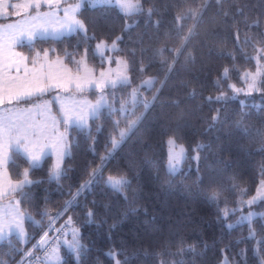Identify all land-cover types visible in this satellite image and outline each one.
Instances as JSON below:
<instances>
[{
    "label": "trees",
    "instance_id": "16d2710c",
    "mask_svg": "<svg viewBox=\"0 0 264 264\" xmlns=\"http://www.w3.org/2000/svg\"><path fill=\"white\" fill-rule=\"evenodd\" d=\"M141 2L149 10L132 14L85 6L86 32L23 46L67 60L87 51L102 66L94 46L117 39L131 82L108 88L115 109L104 107L89 128L72 126L60 176L50 177L51 156L31 168V183L14 194L27 240L1 241L0 264L18 263L58 216L70 224L57 246L61 264H262L263 221H227L264 180V0ZM148 77L153 85L131 100ZM170 137L188 150L175 173L167 169ZM26 166L13 152L10 177L21 180ZM109 176L128 184L116 191ZM74 233L79 255L68 247Z\"/></svg>",
    "mask_w": 264,
    "mask_h": 264
},
{
    "label": "rangeland",
    "instance_id": "374dc122",
    "mask_svg": "<svg viewBox=\"0 0 264 264\" xmlns=\"http://www.w3.org/2000/svg\"><path fill=\"white\" fill-rule=\"evenodd\" d=\"M7 2L9 4L24 3L25 0H7ZM121 2L134 5L135 8L126 13L122 11L120 7H118L115 3H101V0H61V9L69 5L79 4L80 7L76 12V17L77 19L82 21L85 30H86V26L83 19L81 18V10L85 6L93 7L102 4H112L117 6L125 14H132L139 12L141 10H149L148 8H144L141 0H121ZM11 11L12 9L9 8V13H11ZM45 13H55V10L50 9L46 4L43 3L42 0L41 7L39 9V15L41 17L40 20L37 21L29 20V17L37 16V12L35 10L30 11L27 15H21V16L9 15L6 18L0 17V76L4 74L3 62L6 57L10 56L12 61L19 62L20 57L22 56V57H27V60L24 63L27 64V67L29 69L33 67L32 61L34 59L37 62L36 67H39L40 65H48V64L55 65L56 62L59 61L60 66L70 69L71 74L73 76L87 78L88 80L95 81L96 83L86 86L82 91H76L74 89H70L69 91H64L63 88L49 89L43 96L40 97L33 95L32 97L22 98L18 101L13 100L11 104H8L6 100L5 103L0 104V106L3 105L0 107L1 109L4 108L5 105L7 106V108H9L7 110L8 112H4V114L0 116V121H3L5 125L8 123L9 119H11L17 124H24V125L31 124L36 128L43 129L44 131V136L40 137L38 139V142L31 148L33 152H38L42 150L45 153L34 166L32 162L28 159L26 154L24 153L23 148H20L18 150V151H22L23 153H20L18 151H12V153L18 152L27 158L29 162V166H26L23 169L22 174L27 169L29 180H30L31 168L41 165L43 160L47 156H51L52 158V164H51L52 168H51L50 177L57 178L62 174L64 159L70 154V132L72 130V126H77L76 124L65 123V112L70 111L72 118L74 120H79L80 117L82 116L84 120V124L83 126H77V127L89 128L91 125V119L96 115H98L100 110H102L104 107H110L111 109L116 108V104L114 102L115 98L111 94H109L108 91V88H112V87H110L107 82L110 80H117L118 75L126 76L128 79V83L131 82L127 61L117 52L120 47L117 39H114L112 41L101 40L105 42L106 45H111L113 41L116 42L115 51H111L106 47L104 51V58L102 59L98 55L99 60L104 63V65L102 66H95L91 64L88 59L87 51H84L81 55L78 56L75 55L70 56V60H67L66 56L52 54L49 49L44 51L36 50L32 54L30 52H25L23 46L25 44L29 46H33L35 41L39 38H50V37L60 38L66 35L79 32L76 31L69 33L67 31L64 32L54 31V29L57 27L56 21L63 18V11L61 10L59 13H55L53 16H47V17L44 15ZM24 20H29V25L27 26H30L31 24L42 25L43 22L46 20L51 21V27L49 28L48 32H38L36 37L33 38L32 40H29L26 36H19L18 40H13L9 36L8 30H6V26L8 24H18ZM81 32H86V31H81ZM101 41H98L96 45L99 44ZM96 45L94 46V51H96ZM45 52H47V56L44 55ZM24 63L20 64L21 72L19 73V75L21 76L23 75V71H24ZM14 69H15V64L13 65V71L11 74L17 75ZM101 72L105 73V77H104L105 83L102 87H97L96 84L100 83L101 80L100 78ZM149 80L152 81V85H153L154 78L148 77L143 79L138 86L132 89L131 100H136L139 97V94H141L142 92L141 89L142 87L150 88L145 83L146 81ZM117 85H120L119 81H117ZM101 97H103V100H101ZM98 101H100L103 106L100 107L96 115L93 116L91 112V106L97 105ZM14 102H17L20 105H14ZM23 103H25V105H23ZM18 106L21 107L22 109L19 108ZM121 108L123 110L125 109L124 107ZM54 127L55 129L58 130V134L55 136L53 135ZM60 134H62L63 139H60ZM168 140L169 138L167 139L166 147H167V156L169 158ZM49 141H57L59 143L60 168H59L58 176L55 177L53 176V169L57 164V149L55 147H52L51 145L45 146L49 144ZM176 142L178 145H183L179 143L177 140ZM11 144L13 148L17 149V146L14 141ZM183 147L185 149V159H186L188 155V150L184 145ZM12 153H11V159H12ZM193 158L196 162H198L197 151L193 154ZM185 159L180 162L178 170L175 172H179L183 168V163ZM167 169H168V159H167ZM7 171H8V165H7ZM109 177H107V181ZM22 179H23V175H22ZM19 181L20 180H18L17 182ZM18 190L19 189L12 191L11 194L6 195L5 197H0V202L1 201L4 202V200L6 204L8 203V201H13V200H16L17 202L18 201L17 197L14 194ZM263 199H264V180H261L254 194H252L250 197L246 199H243V201L239 203L236 207H234V209H229V212H235L238 209L239 213L232 221H227L228 225L234 226L240 223H247L249 225H253L254 220L258 218H260L264 223V206L260 205ZM249 201H253V202L249 204L248 203ZM258 203L259 205H256ZM11 205H13L12 202ZM3 214L10 219L9 220L10 222L7 220L5 221L0 219V236H3V240L9 238L12 234H15L19 239H21V241L25 242L27 240V236L24 226V215L19 207V203H17V205H14L13 207L6 209V211H4ZM14 218H18L20 220L23 229L22 233L20 234H17V231L14 227H12L11 229L7 227L13 221ZM5 232H7V235H5ZM252 232H255V230L253 229ZM59 250L60 248L57 250L55 256L50 255L49 259L46 261V263L45 262L44 263L61 264L62 256ZM16 264H19V262ZM223 264H225L224 261ZM262 264H264V260H262Z\"/></svg>",
    "mask_w": 264,
    "mask_h": 264
},
{
    "label": "snow or ice",
    "instance_id": "6c2138e0",
    "mask_svg": "<svg viewBox=\"0 0 264 264\" xmlns=\"http://www.w3.org/2000/svg\"><path fill=\"white\" fill-rule=\"evenodd\" d=\"M42 0H25L24 3H14L9 4L7 0H0V17L6 18L9 15L21 16L27 15L30 11L35 10L37 16L29 17V20L37 21L41 17L39 15V9L41 7ZM43 3L46 4L50 9H54L55 13L63 11V18L56 21L57 27L54 31L69 33L76 31H86L84 24L81 20L77 19L76 12L79 9V4L69 5L61 9V0H43ZM101 3H115L120 9L124 12H129L135 8L134 5L129 3L121 2V0H101ZM9 8L12 9L9 13ZM55 13H45L44 15L53 16ZM29 20L21 21L18 24H8L6 30H8L9 36L13 40H18L19 36H26L29 40H32L36 37L38 32H48L51 27V21H44L42 25L31 24L29 25ZM108 48L111 51L116 50V42L113 41L111 45H106L105 42L101 41L96 45V51L94 55H99L102 59L104 58L105 48ZM39 55V54H37ZM47 56V52L44 53ZM27 60V57H20L19 62L12 61L11 57H6L3 62V75L0 76V104L4 103L5 100L8 104H11L13 100H20L22 98L32 97L33 95L40 97L43 96L49 89L63 88L64 91H69L74 89L76 91H82L86 86L96 83L95 81H90L87 78H81L79 76H73L71 70L60 66V62L57 61L55 65H40L36 67V60L32 61L33 67L29 69L27 64L24 63ZM24 63L23 75H19L21 72L20 64ZM119 63V62H118ZM15 64V72L17 75H12L13 65ZM227 73V69H225ZM105 73H100V83L96 84L97 87H102L105 83L104 80ZM117 81L121 85L128 83L126 76L118 75L117 80H110L107 83L110 87L114 88L117 85ZM148 87H151L152 81L145 82ZM255 78H252V84L249 85V90L254 87ZM233 88L235 86H232ZM217 99H221L218 97ZM103 100V97H101ZM100 101L97 102V105L91 106L92 115L95 116L99 111V108L102 107ZM46 107V105H45ZM216 119L215 117L213 118ZM55 123V122H54ZM65 123L76 124L77 126H83L84 120L81 116L79 120H74L72 118L71 112H65ZM134 125H129L131 128ZM58 130L53 128V135H57ZM126 135L124 130L119 131V136L123 139ZM44 136V131L41 128H36L31 124H17L11 119L5 125L3 121H0V151L7 146V144L15 142L17 150L23 148L24 153L28 159L32 162L33 166L40 160V158L45 154L42 150L38 152H33L31 150L40 137ZM60 139H63L62 134H60ZM117 144V141L113 139V146ZM55 147L57 149V164L53 169V176H58L60 168V152H59V143L57 141H49L48 145ZM168 170L170 173H174L178 170L179 164L182 160L185 159V149L183 145H178L175 138L170 137L168 140ZM2 159V157H0ZM23 179L20 180L14 187L16 189H22L25 185L31 183L28 178V170L26 169L23 172ZM108 185L116 191H121L125 185L128 184V181L122 176H110L107 181ZM10 194V193H9ZM213 199H216V196H213ZM253 201H249L251 204ZM17 203H19L17 201ZM224 215H228V209H223ZM92 214L89 213V216ZM9 229L14 227L17 231V234L22 233L23 229L18 218H14L13 221L7 226ZM230 227V226H229ZM52 230V229H50ZM7 235V232H5ZM47 238V233L44 234V237L41 238V241L37 245L40 247L44 245V241ZM0 239H3V236H0ZM57 244L58 242H53ZM69 249L73 252H76L79 255L80 246L75 240V233L73 236V243L68 245ZM50 255L55 256L57 252V247L50 248ZM31 255V253H27ZM111 255V254H110Z\"/></svg>",
    "mask_w": 264,
    "mask_h": 264
},
{
    "label": "built area",
    "instance_id": "2783aa9c",
    "mask_svg": "<svg viewBox=\"0 0 264 264\" xmlns=\"http://www.w3.org/2000/svg\"><path fill=\"white\" fill-rule=\"evenodd\" d=\"M59 216L48 225L45 232L32 244L30 249L25 253L22 259L19 261V264H43L49 259L50 248L57 247V244L53 243L59 242L68 234L70 231V224L67 222L58 223L57 219ZM52 229V230H50ZM47 233V238L44 241V245L37 247L41 238L44 237V234ZM31 253V255H27Z\"/></svg>",
    "mask_w": 264,
    "mask_h": 264
},
{
    "label": "crops",
    "instance_id": "0c3cea01",
    "mask_svg": "<svg viewBox=\"0 0 264 264\" xmlns=\"http://www.w3.org/2000/svg\"><path fill=\"white\" fill-rule=\"evenodd\" d=\"M14 105H20V104L17 102H14ZM23 105H25V103H23ZM1 106H3V105H1ZM19 108H21V107H19ZM8 109L9 108H7L6 105L2 109L0 108V116L3 115L4 112H8L7 111ZM11 145H12L11 143L7 144V146L5 148H3L2 151H0V157H2V159H0V197H5L6 195H9V193L11 194L12 191L16 190V188L14 186L18 183L17 181H15V180L11 179V177H9L10 175L8 174V171H7V165L11 159L12 151H18L17 149L13 148ZM18 152L23 153L22 151H18ZM2 202L3 201L0 202V219L5 220V221L6 220L9 221L10 219L7 218L3 214V212L6 211V209H8V208L13 207L14 205H17V202H16V200L8 201L7 204H6L5 200L3 203ZM11 202L13 203V205H11ZM1 240H3V239H0V241Z\"/></svg>",
    "mask_w": 264,
    "mask_h": 264
}]
</instances>
